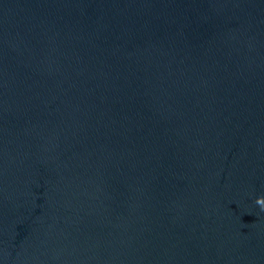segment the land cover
Returning a JSON list of instances; mask_svg holds the SVG:
<instances>
[{
  "label": "water",
  "instance_id": "1",
  "mask_svg": "<svg viewBox=\"0 0 264 264\" xmlns=\"http://www.w3.org/2000/svg\"><path fill=\"white\" fill-rule=\"evenodd\" d=\"M264 0H0V264H264Z\"/></svg>",
  "mask_w": 264,
  "mask_h": 264
},
{
  "label": "clouds",
  "instance_id": "2",
  "mask_svg": "<svg viewBox=\"0 0 264 264\" xmlns=\"http://www.w3.org/2000/svg\"><path fill=\"white\" fill-rule=\"evenodd\" d=\"M256 203L260 206L261 210L264 211V197L257 198Z\"/></svg>",
  "mask_w": 264,
  "mask_h": 264
}]
</instances>
